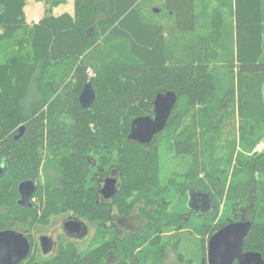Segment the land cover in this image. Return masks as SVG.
<instances>
[{
	"label": "trees",
	"instance_id": "obj_1",
	"mask_svg": "<svg viewBox=\"0 0 264 264\" xmlns=\"http://www.w3.org/2000/svg\"><path fill=\"white\" fill-rule=\"evenodd\" d=\"M35 1L43 11L29 25L26 0H0V231H31L67 213L94 230L85 247L60 239L45 258L29 235L31 253L19 264H110L109 253L115 264H161L169 248L180 262L207 264L209 237L244 217L252 221L244 251L264 258V152L238 157L226 187L228 168L213 176L204 167L217 162L208 134L225 101L237 98L245 148L264 134V0H72V12L58 15L66 0ZM86 82L95 99L83 108ZM167 93L176 100L163 130L149 142L134 139L131 123L153 118L156 96ZM162 142L190 158L164 185ZM114 168L117 192L101 200L93 175ZM24 180L36 185L30 208L17 204ZM171 190L185 203L189 191L206 192L213 207L185 219L170 208ZM113 206L120 215L140 206L144 225L117 234L106 223Z\"/></svg>",
	"mask_w": 264,
	"mask_h": 264
},
{
	"label": "rangeland",
	"instance_id": "obj_2",
	"mask_svg": "<svg viewBox=\"0 0 264 264\" xmlns=\"http://www.w3.org/2000/svg\"><path fill=\"white\" fill-rule=\"evenodd\" d=\"M158 9V8H157ZM43 11V7L40 3L36 2L35 0H26V7H25V13H26V19L27 23L30 24L31 20L36 19L37 17H40ZM63 12H72V0H67V4L65 5H60L57 6L53 9V14L58 15ZM159 12V9L158 11ZM262 92H263V97H264V83L262 87ZM238 101L237 98L234 99V102H227L225 101L222 104L221 110L217 112L215 115V119L213 120V126H216L218 124V127L213 128V130L209 129V135H213V141L211 143V147L213 146V153H212V158L217 159V162H214L213 165L211 166L210 164L204 165V167L211 168V174L213 176L218 175L219 173L215 171L217 168L220 171L221 167L228 168L226 169L225 173L226 175V184L225 187L228 185L229 182V173L233 168H238L241 164L237 160L239 158H248V157H253L254 155L264 152V147L259 146L260 144H264V134L259 137L257 143L251 148H245L242 144V142L239 141V129L238 125L240 123V120L238 119ZM259 131H253V130H248L246 133L247 135L253 133L250 137H254L255 134H259ZM235 141L234 146L232 145V142ZM259 147V148H258ZM232 152L231 156V163L226 162L227 156ZM236 162V163H235ZM190 158L189 157H177L173 156L172 151L170 150L168 143L167 142H162L159 147V167H160V174H159V179H160V184L164 185L169 178L174 175V174H180L184 173L187 169L188 166L190 165ZM233 165H235L233 167ZM52 174V171L49 172ZM223 174V173H222ZM110 175L111 177H114L116 181H119L118 178V171L116 168L110 170ZM97 174L95 173L93 175L94 179H97ZM221 176V175H220ZM109 177V178H111ZM205 177V176H204ZM203 177V178H204ZM117 187V185H116ZM167 199H170L172 202L170 208L173 211H178L181 212L184 217H193L194 213L190 216V213H188L187 208L185 207V200L182 199L178 194L174 193V191H170L169 194L166 196ZM188 203V202H187ZM140 206L133 207L129 214L125 216V219H122L121 221L123 223H116L117 226L120 228V232L123 233L126 230L133 232L136 229H139L141 227L142 222L145 223L144 218L140 214L141 212L139 211ZM201 206V202L199 203V208ZM112 213L116 212V208L113 206L112 207ZM222 210V205L219 208V211ZM69 215H57L51 218V222L47 226H40L36 229H32L31 231H26L27 234H30L31 237L34 240V244L37 246V257L38 258H45L48 256L53 255V252H50L48 254H43L40 248L39 244V237L42 235H45L47 237H50L53 239L55 243H58L60 239H63L64 241H69L70 239L67 238V236L64 234L62 230V224L64 220L66 219L65 217ZM118 214H113L114 218H118ZM245 216H248L246 214ZM194 219V218H193ZM246 219V217H244ZM109 224V223H108ZM121 224H126L125 226L121 227ZM114 225V224H113ZM115 226V225H114ZM15 228L22 231L25 230L24 226L20 225H15ZM93 230L94 228L90 226V232L86 237H83L82 240L80 241H73L77 246H80L81 248L85 247L86 244L90 243L91 237L93 235ZM191 231V228H190ZM191 249H197L198 248V240L199 237L197 233L192 229L191 231ZM188 248V250H190ZM170 249V250H169ZM165 257L166 259L170 257L175 251L174 249L169 248ZM186 257L190 255V253L184 252ZM116 255H109V261L115 262L117 260ZM164 260V259H163ZM165 260L161 263L164 264ZM167 262L171 264L173 260L169 259Z\"/></svg>",
	"mask_w": 264,
	"mask_h": 264
},
{
	"label": "water",
	"instance_id": "obj_3",
	"mask_svg": "<svg viewBox=\"0 0 264 264\" xmlns=\"http://www.w3.org/2000/svg\"><path fill=\"white\" fill-rule=\"evenodd\" d=\"M154 12L158 9L154 8ZM95 99V92L90 84L86 82L79 95L78 101L81 107L88 108ZM176 97L173 93L165 95L158 94L154 101V117H143L131 123L130 135L140 141L149 142L156 133L163 130L167 118ZM5 170V164H0V176ZM19 198L17 204L22 207H31V197L35 191V184L31 180H24L17 186ZM117 192L116 179L106 178L100 193L104 198H112ZM210 195V194H209ZM211 198V197H210ZM210 201V200H209ZM209 209L207 212H209ZM250 219L228 221L224 226L218 228L208 239L206 259L208 264H264L261 253L255 251H244V239L251 228ZM78 221L70 219L63 224L65 230H78ZM50 238L40 237L42 252L45 254L51 249ZM30 243L27 236L15 229L0 231V264H19L25 260L30 253Z\"/></svg>",
	"mask_w": 264,
	"mask_h": 264
},
{
	"label": "flooded vegetation",
	"instance_id": "obj_4",
	"mask_svg": "<svg viewBox=\"0 0 264 264\" xmlns=\"http://www.w3.org/2000/svg\"><path fill=\"white\" fill-rule=\"evenodd\" d=\"M0 164L2 165V164H5V162L3 161V160H0ZM100 173H102V172H100ZM99 172H96V174H97V179H96V184H97V193H98V198L99 199H104V200H110L111 198H104L103 196H102V194L100 193V189L103 187V185H104V181H105V179L106 178H109V177H111L112 175H110V172H108L106 175H101ZM100 174V175H99ZM111 178H114V177H111ZM115 179V178H114ZM118 181H116V185H118V183H117ZM35 184V183H34ZM35 190H36V185H35ZM35 192V191H34ZM195 191H189L188 193H187V201H186V203H185V205H186V208H187V210H188V213H190V216L192 215V213H194V215H196V213H197V210L198 211H201V210H204V211H206V210H208V209H212V204H211V201H209V198H208V196H207V194L206 193H201V197L200 198H197L196 197V193H194ZM209 195V194H208ZM34 193H33V195H32V197H31V204L33 205V203H35V200H34ZM210 196V195H209ZM197 199H200L199 201L201 202V206L202 207H200L199 208V204H197L196 203V200ZM188 202V203H187ZM32 205H31V207H32ZM113 209V208H112ZM112 209H111V212H110V218L107 220V225H112V226H114V228H115V230H116V232H117V234H119V235H124V234H127V233H132L131 232V230L130 231H128V230H126L125 232H123V233H121L119 230H120V228H119V226H117V224L116 223H123L122 221V219H124V220H126L125 219V216H127L129 213H127V214H125V215H120L118 212H117V210H116V212H117V214L119 215L118 216V218L116 217V218H114L113 217V214H116V212L115 213H112ZM67 214H69V215H67L65 218V220H64V222H63V224L66 222V221H68V220H70V219H73V220H75V221H78L79 222V224H80V227L78 228V230H75V229H73V230H70V229H68V230H65L64 228H63V224H62V230H63V232H64V234L67 236V238L68 239H70L69 241H71V240H74V241H80V240H82V238L83 237H81V236H84V237H86L87 235H88V233L90 232V226H92L93 227V225H91L90 223H88V222H86L85 220H82V219H79V218H77L76 216H73L72 214H70V213H67ZM63 215H66V214H63ZM184 217V216H183ZM186 218H188V217H185V219ZM122 220V221H121ZM243 220H246V219H243ZM109 223V224H108ZM114 224V225H113ZM126 225V224H125ZM124 224H121V227L122 226H125ZM142 226L144 225V222H142V224H141ZM141 226V227H142ZM141 227H139V229L141 228ZM9 229H15V228H9ZM15 230H17V231H19V232H21V233H23V234H25L26 236H27V238H28V240H29V235L30 234H27V232L26 231H24V230H22V231H20V230H18V229H15ZM136 230H138V229H136ZM133 232H134V230H133ZM42 236H45V235H42ZM41 237V236H40ZM40 237H39V244H40ZM50 238V237H49ZM84 239V238H83ZM50 244H51V249H50V251H48L47 253H45V254H48V253H50V252H55V250H56V247H57V245H58V243H55L54 241H53V239L52 238H50ZM59 242V241H58ZM73 242V241H72ZM208 242V241H207ZM29 243H30V240H29ZM30 247H32V244L30 243ZM80 247V246H79ZM40 248H41V251H42V247H41V244H40ZM81 248V247H80ZM30 253H31V248H30ZM30 253H29V255H30ZM43 253V252H42ZM44 254V253H43ZM54 254V253H53ZM112 253H109L108 255H107V257H106V260H107V262L108 263H110V264H115V263H117L118 262V257H117V260H115V262H111V261H109V255H111ZM28 255V256H29ZM112 255H115L114 253L112 254ZM117 256V255H116ZM206 261H207V259H206ZM162 262H163V260H162ZM161 262V263H162ZM180 262V261H179ZM234 262H236L237 263V261H234ZM233 262V263H234ZM208 264V263H207ZM238 264V263H237Z\"/></svg>",
	"mask_w": 264,
	"mask_h": 264
},
{
	"label": "crops",
	"instance_id": "obj_5",
	"mask_svg": "<svg viewBox=\"0 0 264 264\" xmlns=\"http://www.w3.org/2000/svg\"><path fill=\"white\" fill-rule=\"evenodd\" d=\"M65 4H67V0H66V3ZM65 4H63V5H65ZM39 18L40 17H37L36 19H34V20H31V23L29 24V25H31V24H34V23H37L38 22V20H39ZM28 24V23H27ZM259 146H261V147H264V144L262 143V144H260ZM259 148V147H258ZM194 193H196V197L197 198H200L201 197V193H206V192H203V191H195ZM207 194V193H206ZM207 196H208V198H209V200H210V197L211 196H209L208 194H207ZM200 199H197L196 200V203L197 204H199L200 203V201H199ZM209 210V209H208ZM208 210H206V211H204V210H201V211H198L197 210V213L196 214H204V213H207V211ZM170 250V249H169ZM168 251V250H167ZM165 257H167V255L165 256ZM169 259H171V260H173V262L171 263V264H187V263H183V262H179V260H178V257H177V254L174 252L172 255H170V257L169 258H164V260H165V262H164V264H169V262H167ZM163 260V261H164Z\"/></svg>",
	"mask_w": 264,
	"mask_h": 264
},
{
	"label": "built area",
	"instance_id": "obj_6",
	"mask_svg": "<svg viewBox=\"0 0 264 264\" xmlns=\"http://www.w3.org/2000/svg\"><path fill=\"white\" fill-rule=\"evenodd\" d=\"M89 75H90V72H89Z\"/></svg>",
	"mask_w": 264,
	"mask_h": 264
}]
</instances>
